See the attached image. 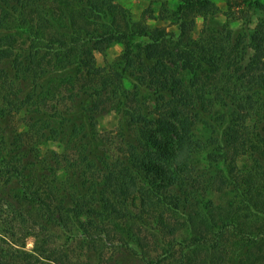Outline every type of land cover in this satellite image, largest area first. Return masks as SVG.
Listing matches in <instances>:
<instances>
[{"label": "trees", "instance_id": "1", "mask_svg": "<svg viewBox=\"0 0 264 264\" xmlns=\"http://www.w3.org/2000/svg\"><path fill=\"white\" fill-rule=\"evenodd\" d=\"M160 1L149 0L142 19L133 20L115 0H0V62L15 65L24 79L41 85L37 90L32 83L23 100L3 101L1 120L21 109L43 116L47 112L52 119L66 117L64 108L71 110L67 101L73 103L81 95L92 98L86 110L94 120L105 108V93L119 92L125 76L133 72L136 88L143 85L157 93L159 126V134L142 136L155 148L149 158L131 148L132 166L87 174L93 165L90 159L85 162L87 155H63L62 168L68 171L64 182L56 176L57 165L50 166V178L38 172L46 160H35V149L26 145L25 137L48 136L45 120H35L16 134L0 124V264H17L11 251L25 246L24 238L30 235L36 239L35 252L51 256L55 229L70 239L118 240L127 248L134 244L144 249L145 264H172L176 258L177 264H264V20L251 35L254 52L244 64L245 42L232 39L229 27L220 31L206 26L200 39L193 37L197 17L219 11L212 0H179L173 11ZM159 3L160 12H166L160 18H170L177 31L147 23L146 16L156 18L153 5ZM24 37L28 51L19 43ZM116 43L124 45V52L111 70L97 66L94 52L103 53ZM59 69L75 72L54 78ZM0 72L8 76L7 70ZM213 90L217 97L211 100ZM215 101L218 106L233 105V117L217 148L204 157L215 166L214 173L202 178L192 147L196 110ZM119 103L126 104L123 99ZM127 112L134 124L148 119L137 95L130 98ZM57 130L50 128L49 133ZM175 184L181 197L167 190ZM198 190L217 191L223 201L211 197L202 204ZM108 192L124 197L113 201ZM136 199L141 207L134 214L124 204ZM152 219L162 235L186 233L178 242L179 253L170 246L152 255L148 237L142 235L152 229ZM91 251H96L95 244ZM28 262L33 264L30 258Z\"/></svg>", "mask_w": 264, "mask_h": 264}, {"label": "rangeland", "instance_id": "2", "mask_svg": "<svg viewBox=\"0 0 264 264\" xmlns=\"http://www.w3.org/2000/svg\"><path fill=\"white\" fill-rule=\"evenodd\" d=\"M161 1L166 2L168 9L171 11L176 9L179 4V0ZM212 1L219 7V11L215 14H208L206 17L198 16L193 37L195 39H200L202 37V31L206 26L220 31H228L226 28L229 27L232 29V39L236 40L237 38H242L245 42L247 54L244 64H246L254 52L249 46L251 35L255 31L257 23L262 19L264 20V10L260 8L261 4L264 5V0H248V5H245V1L243 0H232L230 7L227 5L228 0ZM115 2L124 6L133 20H141L144 10L149 6V0H115ZM153 7L155 9L156 18H149L146 16L147 23L150 26H164L169 31L178 30L177 26L172 23L170 18H160L166 16V12H160L162 8L160 3L154 4ZM25 37L23 39L20 38L19 43L22 45L23 49L28 51L29 40ZM123 52L124 45L122 43L113 44L103 53L95 51L96 65L99 67H106V70L110 71L113 63L120 58ZM0 68L8 72V76L0 72L2 76L0 79V106L6 99H25L27 93L32 88V83L37 90L41 86L39 84L40 86L37 87L33 78L24 79L23 74L11 63L0 62ZM74 72L75 70L73 69H59L54 73V78H59L60 76L62 77L63 75L72 74ZM187 81H189L188 78ZM136 84L137 75L133 72H129L120 85L119 92L109 91L105 93V108L102 112L95 114L94 120L91 118L92 112L86 110V108L89 109L92 98L81 95L76 98L73 103L67 101L71 110L69 109L70 111H66L64 108L66 117L52 119L48 117L47 112H44L45 116H43L42 114L36 115L31 112L25 113L26 110L21 109L19 112H13L14 114L4 120L0 119V124L7 125L11 132L15 131V134L25 132L28 129L27 125L33 124L35 120H45L47 122L46 124H49V128L43 127L48 136L40 138L39 136L31 137L32 139L25 137L27 147L35 149L32 152V155L36 156L35 160L38 158H45L46 165L45 167L43 165L39 166L38 172L46 173L48 178L51 177L49 176L50 166L54 165L56 167L57 165L58 168L56 169H58V171L56 176L65 182L68 176V171L62 168L65 164L63 161V155L65 154L70 155L71 158H79L80 153L87 155V160L85 162L89 159L93 162V165L87 168V174L90 170L95 171V173L107 171L109 166H127L128 164V166H132L130 156L131 148L135 147L137 151L136 154L138 153L139 156L141 155V157H146L147 159L155 151V148L149 145L142 136L144 134L146 136L149 134H159V126L156 123L157 115L154 112L157 93L143 85L138 89V87L136 88L135 86ZM186 85L192 87V82H186ZM44 86L46 85L44 84ZM199 87H201V84H199ZM210 88H214V86L210 85L209 89ZM17 93H19V95H17ZM136 95L142 103V109H144L143 114L148 117L145 122H140V124H134L127 112L130 98H134ZM206 96L210 97L209 94ZM211 97V100L217 97L216 91ZM120 99H123L126 104L121 105L119 103ZM33 107L34 106H31V108ZM233 109V105L231 104L227 106H218L216 105V101L214 105L197 108L196 111H199V114H196L197 118H195V137L193 138V141H195L192 145L195 157L199 159L196 161L198 167H196L197 176L208 178L210 174L214 173L216 169L215 166L209 165L207 161L204 160V157H206V153L212 147L217 148V139L221 137L223 139V134L227 131L226 127L233 117ZM93 122L94 126L92 125ZM50 128L58 130L55 134H50ZM74 130L78 131V133L76 132V136L72 137L71 134L75 133ZM83 134L85 138H81ZM87 139H90V141ZM240 161L242 160L240 159ZM133 173L137 176V169L134 168ZM167 190L175 197L182 196L178 184L169 186ZM108 196L113 201H122L124 197L119 193L113 192L111 194L108 192L107 197ZM198 196L202 199V204H205L206 199L211 197L217 203L223 201L221 195L218 194L217 191L209 193V191L198 190ZM139 202L140 201L136 199L134 204L130 203V206L124 204V206L131 208L134 214H136L138 206L141 207V203ZM167 215L170 216L171 212ZM154 221L153 219L149 220L148 223L152 229L142 233L144 237H148L147 241H149L152 246V255L154 256L158 252H162L164 248L170 246L174 247V253H179L180 245L178 242L186 237V233L180 232L177 233L176 236L162 235L157 229V224ZM18 235L20 236L21 234ZM51 240L53 241L51 242L54 250L53 254L51 256H39L35 252V236L30 235L25 237V246H15V250L12 249L11 251L13 256H15L14 260H16L17 264H31L28 262L29 258L33 260V264H145L143 261L144 249L134 244H132L131 248H127L124 242H119L118 240L109 241L104 238L86 239V237L70 239L67 238L66 234L60 229L54 230V236ZM17 243L21 245V242ZM119 243L122 244L120 249L118 247ZM93 244L96 245L95 252L91 251ZM5 251L9 252V248H6ZM16 256L20 262L17 260ZM177 263L178 261L176 258L172 264ZM228 264L237 263L233 261Z\"/></svg>", "mask_w": 264, "mask_h": 264}]
</instances>
